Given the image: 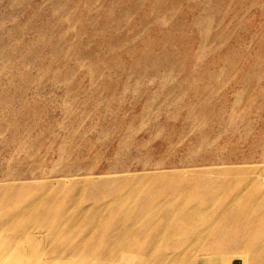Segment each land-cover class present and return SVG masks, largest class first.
<instances>
[{
	"label": "rangeland",
	"instance_id": "1",
	"mask_svg": "<svg viewBox=\"0 0 264 264\" xmlns=\"http://www.w3.org/2000/svg\"><path fill=\"white\" fill-rule=\"evenodd\" d=\"M16 220L0 264H87L101 227L264 264V0H0V223Z\"/></svg>",
	"mask_w": 264,
	"mask_h": 264
},
{
	"label": "bare ground",
	"instance_id": "2",
	"mask_svg": "<svg viewBox=\"0 0 264 264\" xmlns=\"http://www.w3.org/2000/svg\"><path fill=\"white\" fill-rule=\"evenodd\" d=\"M87 180V179H86ZM143 187V186H142ZM139 188V187H137ZM136 189V188H135ZM142 190V189H141ZM138 192V190H137ZM142 192V191H141ZM134 193L135 190H134ZM134 193H131V194H134ZM144 193V191H143ZM139 194V193H138ZM139 195H142V194H139ZM134 196H136V194H134ZM138 197V196H137ZM126 198V197H125ZM24 200V199H23ZM66 200V199H65ZM235 200V199H234ZM233 200L234 203H239L240 199H237V201L235 202ZM32 201V199H31ZM74 201V200H73ZM76 201H78L76 199ZM118 203H121V201L117 200ZM165 201V200H164ZM242 201V200H241ZM66 202V201H65ZM143 203V202H142ZM160 203V202H159ZM158 203V204H159ZM157 204V203H156ZM251 204V203H250ZM66 205V204H65ZM76 205V203H75ZM155 205V204H154ZM162 205V204H161ZM164 205V203H163ZM162 205V206H163ZM77 206V205H76ZM93 205H91L92 207ZM95 207H97L99 209L98 206L94 205ZM113 206V205H112ZM120 206V204L118 205ZM146 206V205H145ZM74 207V205H73ZM87 207V206H86ZM90 207V208H91ZM101 207V206H100ZM104 207V206H103ZM108 206H105V208H107ZM111 207V206H110ZM114 207H117L114 205ZM151 207V206H150ZM153 207V206H152ZM76 208V207H75ZM84 209L83 208V211L79 212L80 214V218L81 220H84L86 223L85 224H89V225H92L94 224V219L95 217L97 216H101V213L102 212H99L97 208H91V209ZM159 208V207H157ZM156 208V209H157ZM161 208V207H160ZM26 209V211H24ZM24 210H21L23 212H19L17 213V215H13L14 217L16 216H29L32 212L35 211L36 207H35V203L30 205L29 204V207L25 208ZM28 209V210H27ZM81 209V208H80ZM155 209V210H156ZM178 209V208H177ZM77 210V209H76ZM82 210V209H81ZM173 210V208H172ZM74 211V210H73ZM79 211V210H78ZM153 210H151L152 212ZM195 211V210H194ZM193 211V212H194ZM197 211V210H196ZM45 212V211H44ZM47 212V211H46ZM29 213V214H28ZM75 213V211H74ZM77 213V212H76ZM196 213V212H194ZM198 213V212H197ZM27 214V215H25ZM44 214V213H43ZM134 214V213H133ZM188 213H184V211L178 209L177 211H171L170 209V212H169V216L168 218L166 219V221L168 222L169 220H171L172 218H174V216H178V218H182L184 216H187ZM78 214H76L77 216ZM189 215V214H188ZM75 216V217H76ZM14 217H10L8 220H11L13 219ZM40 217V216H39ZM47 217V216H46ZM74 217V216H73ZM41 218V217H40ZM77 218V217H76ZM75 218V220H76ZM94 218V219H93ZM44 219V218H43ZM48 219V218H47ZM79 219V218H78ZM131 219V217H130ZM134 219V218H133ZM49 220V219H48ZM81 220H80V223H81ZM78 221V220H76ZM82 221V222H84ZM127 221L128 218H127ZM132 221V220H130ZM134 221V220H133ZM165 222L164 220V223H167ZM126 223V222H125ZM133 223V222H131ZM84 224V225H85ZM23 224L21 221H15L14 223L13 222H9V223H5V224H2L0 223V232L2 231H10V230H14V229H17L18 227H21ZM128 226V224H127ZM159 227H161V229L163 228V224H160L158 225ZM126 230H128V232H134V229H132V227H128ZM28 231V230H27ZM59 231V230H58ZM56 233V232H55ZM95 234H99V237H97L99 239V242L96 241L94 243V246L93 249L88 247V250H85L84 253H83V260L85 261V263L87 264H191V259H188L187 260H182V259H178L179 256H182L184 253H182V255H179V253L177 252H171V253H160V252H147V249L149 248V244L148 243H136V245L134 244H131L129 246H126V247H122V246H118L117 247V244L115 245H109L107 243H105L103 241V235L105 236H110V235H115V233L113 234H110L109 230L107 229V227H101L97 233ZM11 235V234H10ZM55 235V234H54ZM86 236V234H85ZM89 236V234L87 235ZM10 237V236H9ZM127 237L130 239V238H134L133 235H131L130 233H127ZM18 238V236L15 237L14 240H16ZM13 240V241H14ZM103 241V242H102ZM99 243V246L97 248V245ZM0 246L1 247H7L9 246V242H8V237L6 239H2L0 240ZM103 247H106L108 250H110L109 252L112 253L113 255V260L109 261V260H103V259H100V255L103 253V251H101V248ZM202 252V250H199ZM104 252H108L107 250H105ZM198 253V252H197ZM196 254V253H195ZM194 254V255H195ZM203 256L201 257H196L195 255V261H193V264H211L212 262H216V261H220V260H216L215 258L217 257H226L225 255H221V256H217L216 253H211V252H206V253H202ZM242 254V253H241ZM237 255V254H236ZM200 256V255H199ZM231 256V255H230ZM243 256V255H241ZM246 256V255H245ZM244 256V257H245ZM215 257V258H214ZM100 259V260H98ZM262 259V258H261ZM246 260V259H245ZM259 260V259H258ZM83 261V262H84ZM88 261V262H87ZM18 262H23V263H27V262H30V257L29 256H25V252L22 251L21 252V256L20 258L18 259ZM52 262H56V259H52ZM246 262V261H245ZM261 263V262H260Z\"/></svg>",
	"mask_w": 264,
	"mask_h": 264
}]
</instances>
